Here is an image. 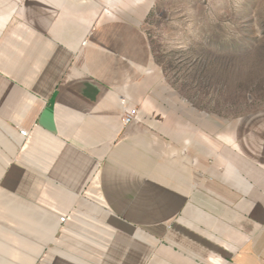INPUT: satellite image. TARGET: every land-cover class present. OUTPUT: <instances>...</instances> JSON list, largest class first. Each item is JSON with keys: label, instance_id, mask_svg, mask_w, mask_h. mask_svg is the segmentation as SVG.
Segmentation results:
<instances>
[{"label": "crops", "instance_id": "crops-1", "mask_svg": "<svg viewBox=\"0 0 264 264\" xmlns=\"http://www.w3.org/2000/svg\"><path fill=\"white\" fill-rule=\"evenodd\" d=\"M129 14L0 0V264H264V112L171 106Z\"/></svg>", "mask_w": 264, "mask_h": 264}, {"label": "rangeland", "instance_id": "rangeland-1", "mask_svg": "<svg viewBox=\"0 0 264 264\" xmlns=\"http://www.w3.org/2000/svg\"><path fill=\"white\" fill-rule=\"evenodd\" d=\"M102 1L140 23L171 106L229 121L231 140L238 120L264 112V0Z\"/></svg>", "mask_w": 264, "mask_h": 264}, {"label": "built area", "instance_id": "built-area-1", "mask_svg": "<svg viewBox=\"0 0 264 264\" xmlns=\"http://www.w3.org/2000/svg\"><path fill=\"white\" fill-rule=\"evenodd\" d=\"M123 104V111H122V115H121V124L123 126L129 125L132 122H134L136 120L137 117V107L136 106H130V105H126L125 101H122ZM19 133L22 136H26L27 132L25 130H20ZM64 217L60 218V221L63 222L64 221Z\"/></svg>", "mask_w": 264, "mask_h": 264}]
</instances>
